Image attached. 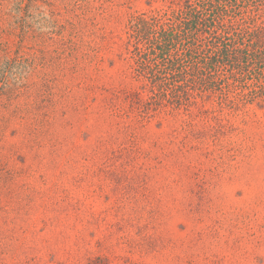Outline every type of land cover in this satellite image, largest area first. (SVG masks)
Returning a JSON list of instances; mask_svg holds the SVG:
<instances>
[{
  "label": "rangeland",
  "instance_id": "rangeland-1",
  "mask_svg": "<svg viewBox=\"0 0 264 264\" xmlns=\"http://www.w3.org/2000/svg\"><path fill=\"white\" fill-rule=\"evenodd\" d=\"M184 4L0 0V264H264V0L253 56L155 81Z\"/></svg>",
  "mask_w": 264,
  "mask_h": 264
},
{
  "label": "trees",
  "instance_id": "trees-1",
  "mask_svg": "<svg viewBox=\"0 0 264 264\" xmlns=\"http://www.w3.org/2000/svg\"><path fill=\"white\" fill-rule=\"evenodd\" d=\"M235 5L236 0H185L184 8L166 27L144 23L140 31L145 43L143 67L155 72L153 79L159 81L163 74L173 79L185 73L207 75L224 61L237 63L240 56H253L247 52L251 44L237 40L244 34L250 38L247 41L252 37L237 33L233 27L229 8Z\"/></svg>",
  "mask_w": 264,
  "mask_h": 264
}]
</instances>
